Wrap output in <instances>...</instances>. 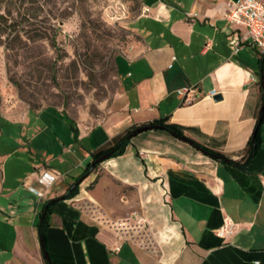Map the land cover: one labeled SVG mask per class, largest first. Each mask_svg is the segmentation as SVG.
Instances as JSON below:
<instances>
[{"label": "crops", "instance_id": "1", "mask_svg": "<svg viewBox=\"0 0 264 264\" xmlns=\"http://www.w3.org/2000/svg\"><path fill=\"white\" fill-rule=\"evenodd\" d=\"M139 2L140 38L119 58L121 92L108 115L90 128L78 124L77 140L67 126L64 140L37 145L42 161L31 177L41 170L57 177L42 198L20 183L24 159L7 163L14 140L24 150L25 115L0 113V264H46L40 208L127 130L168 118L184 138L243 162L260 104L262 51L242 41L244 29L225 23L227 0ZM185 88L195 93L183 104L175 92ZM212 90L219 102L206 97ZM259 130L261 146L244 172L160 129L133 137L122 156L81 181L75 197L50 208L51 264H264V121ZM225 220L234 229L216 237Z\"/></svg>", "mask_w": 264, "mask_h": 264}, {"label": "rangeland", "instance_id": "2", "mask_svg": "<svg viewBox=\"0 0 264 264\" xmlns=\"http://www.w3.org/2000/svg\"><path fill=\"white\" fill-rule=\"evenodd\" d=\"M8 12L16 25L9 27L10 20L0 27V113L25 115L26 142L24 150L15 140L5 148L7 163L24 159L29 182L23 177L20 183L45 192L31 185L37 183L31 170L42 161L37 145L65 139L59 112L89 128L108 115L121 92L119 58L140 38L134 27L140 2L0 0V14ZM82 171L70 176L75 180Z\"/></svg>", "mask_w": 264, "mask_h": 264}, {"label": "trees", "instance_id": "3", "mask_svg": "<svg viewBox=\"0 0 264 264\" xmlns=\"http://www.w3.org/2000/svg\"><path fill=\"white\" fill-rule=\"evenodd\" d=\"M11 20V25H9V27H14L16 25V23L13 21L14 19H12V15L11 13H7L5 15L0 14V27H5V25L8 24V22ZM257 70H258V85H260V89H261V94H260V104L258 107V112H257V120L254 126V131L251 135V137L249 138L248 142H247V149L245 152V156L243 159L242 163H238V162H233L231 160H226L225 157L223 155H221L220 153H214L213 151L205 148V147H200L198 146L196 143L192 142V146L195 148H201L206 150L210 155H216L218 157H214L213 159H216L218 161H220L221 163L229 166H233L241 171H246V167L249 164V162L252 160L253 156L256 154V152L258 151V149L260 148L261 144H260V126L264 121V51L260 54V58L259 61L257 63ZM117 75H118V71H117ZM262 76V78H261ZM262 82V85H261ZM45 110H49V111H56L58 112L56 109L52 108V109H45ZM59 114L62 116L63 120L65 121V123L67 124V126L70 129L71 135L73 136V140H77L79 135H78V129H77V124L76 122L69 117L68 114H64L62 112H59ZM160 126V130L170 134L171 136H174L177 139L180 138H184L183 132H182V128H180L179 126L175 125V124H169L168 123V118H164V119H159L155 122H152L151 124H149V126ZM134 129L131 130H127V132L125 133L124 136H122L121 138H119L115 144L113 145V147H111L109 150L105 151V152H100L96 155H93L90 162H87L84 167H83V171L81 172V174L71 183V185L66 189L65 193L60 196L57 197L55 199H57L58 201H67V199L73 198L78 194V188L79 186H75V183L82 177V176H88L89 174H91L93 171H95L96 167L99 165L98 163H95V160L99 157H101L102 155H106L109 154L110 158H115V157H120L124 154L125 152V148L128 146L129 142L131 141V139H127L128 134ZM156 131V130H155ZM109 158V159H110ZM219 158H223L225 159V161L220 160ZM108 159V160H109ZM55 202H53L52 204H50V201H47L39 210L38 212V222L36 224V230L38 231V237L39 240L42 242V244L44 245V248L46 250V244H45V236H46V228L48 226V218L50 216L49 214V210L52 207V205ZM46 208V215L44 217L43 220L40 221V217H41V213L43 211V209ZM47 264V263H46Z\"/></svg>", "mask_w": 264, "mask_h": 264}, {"label": "built area", "instance_id": "4", "mask_svg": "<svg viewBox=\"0 0 264 264\" xmlns=\"http://www.w3.org/2000/svg\"><path fill=\"white\" fill-rule=\"evenodd\" d=\"M224 21L227 25L244 29L242 41L249 42L257 50L264 51V4L260 0H227ZM237 51V48L234 50ZM195 90L185 88L177 90L176 96L183 103H190L194 99ZM217 94L216 90L210 91L206 97L212 99ZM57 177L47 170H41L37 173L36 182L46 191L50 190ZM28 192L35 198H42L45 193L35 191L28 187ZM216 230L215 236L224 238L231 234L234 229L233 224L227 220Z\"/></svg>", "mask_w": 264, "mask_h": 264}, {"label": "water", "instance_id": "5", "mask_svg": "<svg viewBox=\"0 0 264 264\" xmlns=\"http://www.w3.org/2000/svg\"><path fill=\"white\" fill-rule=\"evenodd\" d=\"M261 78H262V76H261ZM261 85H262V82H261ZM220 100H221V96H220V94H216V95L212 98V101H214V102H219ZM263 105H264V102H263ZM160 128H161V127L158 126V125H157V126H154V127L149 126V125L142 126V127H139V128H136V129L132 130V131L128 134L127 139H132L133 137H135V136L141 134V133L144 132V131L157 130V129H160ZM180 140H181L182 142L186 143V144L188 143V144L192 145V142H191L190 140L186 139V138H180ZM197 149H198L199 151L205 153V154L210 155V154H209L206 150H204V149H201V148H197ZM210 156H211L212 158H214V157H218V156H216V155H214V156H213V155H210ZM109 158H110V155H109V154L102 155L101 157H99V158H97V159L95 160L94 164H95V163L100 164V163H102V162L108 160ZM219 159L222 160V161H225V159H223V158H219ZM85 177H86V176H82V177H81V178L75 183V186H79L80 183H81V181H82ZM53 202H58V200H57V199H52V201H50V204H52ZM45 213H46V208H44L43 211H42V213H41L40 221L44 219V217H45V215H46ZM39 244H40L41 251H42V258L44 259V261H45L47 264H51L50 259L48 258L47 252H46V250H45V248H44V245L42 244V242H41L40 240H39Z\"/></svg>", "mask_w": 264, "mask_h": 264}]
</instances>
